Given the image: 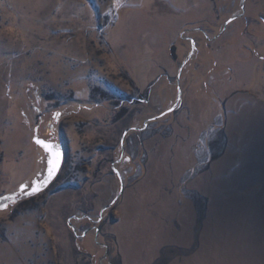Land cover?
Returning <instances> with one entry per match:
<instances>
[{
  "label": "rangeland",
  "instance_id": "374dc122",
  "mask_svg": "<svg viewBox=\"0 0 264 264\" xmlns=\"http://www.w3.org/2000/svg\"><path fill=\"white\" fill-rule=\"evenodd\" d=\"M0 264H264V0H0Z\"/></svg>",
  "mask_w": 264,
  "mask_h": 264
},
{
  "label": "snow or ice",
  "instance_id": "6c2138e0",
  "mask_svg": "<svg viewBox=\"0 0 264 264\" xmlns=\"http://www.w3.org/2000/svg\"><path fill=\"white\" fill-rule=\"evenodd\" d=\"M35 143L38 145H41L44 147L46 150L48 149V145H46L43 141L41 140H36ZM50 156L52 158L49 159L48 161V170H47V176L42 182H34L31 188L30 192H27V196H32L37 194L40 191V188L45 187L48 185V183L55 177L57 174L58 168H59V163H58V153L52 152L50 153ZM21 191H24V188L22 186ZM5 199H8L7 197Z\"/></svg>",
  "mask_w": 264,
  "mask_h": 264
},
{
  "label": "crops",
  "instance_id": "0c3cea01",
  "mask_svg": "<svg viewBox=\"0 0 264 264\" xmlns=\"http://www.w3.org/2000/svg\"><path fill=\"white\" fill-rule=\"evenodd\" d=\"M232 2H233V1H232ZM232 2H231V3H232ZM249 17H251V16H249ZM229 19H230V18H229ZM247 52H248V50H247ZM237 63H238V62H236V64H237ZM234 65H235V64H234ZM235 68H236V69H235ZM240 68H241V67H240L239 65H237L236 67L234 66V69H235L236 74L239 73ZM209 81H210L211 83L215 82V84H216V83L219 84V81H217L215 78H214V79H213V78H212V79L210 78V80L208 79V81H206V83H207V84L210 83ZM249 82H250V81H249ZM222 84H223V83H220L219 86L222 87ZM229 86H230V85H229ZM228 91H229V87H228ZM247 102L250 104L252 101L249 99V100H247ZM196 127H199V126L197 125ZM204 147H205V146H204Z\"/></svg>",
  "mask_w": 264,
  "mask_h": 264
},
{
  "label": "water",
  "instance_id": "95a60500",
  "mask_svg": "<svg viewBox=\"0 0 264 264\" xmlns=\"http://www.w3.org/2000/svg\"><path fill=\"white\" fill-rule=\"evenodd\" d=\"M53 151H51V153H52Z\"/></svg>",
  "mask_w": 264,
  "mask_h": 264
}]
</instances>
